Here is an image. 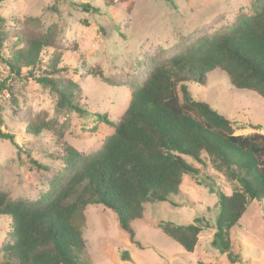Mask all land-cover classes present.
<instances>
[{
	"label": "trees",
	"instance_id": "1",
	"mask_svg": "<svg viewBox=\"0 0 264 264\" xmlns=\"http://www.w3.org/2000/svg\"><path fill=\"white\" fill-rule=\"evenodd\" d=\"M74 5L87 13H101L90 3ZM4 22L0 16V63L10 75L48 89L58 113L85 116L80 104L83 89L64 64L58 29H44L39 19L28 17L10 33L3 31ZM156 57L148 62L147 76L131 85L129 105L117 123L96 115L114 132L91 154L79 152L65 140L68 120L59 122L46 111L28 119V133L54 134L64 169L36 200L13 198L0 190V216L11 219L9 241L1 248L2 264H92L83 238L90 205L113 211L130 241L142 247L132 222L143 218L147 205L177 196L184 176L199 177L201 170L188 159L207 166L206 157L240 185L231 195L218 194L213 245L232 263L242 261L232 252L231 232L250 201H264V135H235L237 127L245 126L196 100L188 83L205 85L207 75L219 69L234 88L264 99V0H253L252 12L239 15L224 33L201 37L163 60ZM85 76L116 85L99 67L88 68ZM4 90L6 83L0 82V94ZM3 124L0 106V140L18 146L15 135L2 130ZM201 221L187 225L162 221L158 226L193 253L203 231ZM122 258L129 260V255Z\"/></svg>",
	"mask_w": 264,
	"mask_h": 264
},
{
	"label": "rangeland",
	"instance_id": "2",
	"mask_svg": "<svg viewBox=\"0 0 264 264\" xmlns=\"http://www.w3.org/2000/svg\"><path fill=\"white\" fill-rule=\"evenodd\" d=\"M75 3H90L101 13L85 12ZM253 0H3L0 16L3 31L13 33L26 18L40 20L44 29L56 27L64 64L70 77L83 89L81 106L85 116L58 113L51 92L34 81L10 75L0 63L2 130L15 135L18 146L0 140V190L13 198L36 200L49 190V181L64 169L61 147L51 132L34 136L27 132L30 117L46 111L59 122L68 120L65 140L79 152L99 150L114 127L97 114L118 122L130 102L131 85L149 72V60L168 58L204 36L224 33L241 14H249ZM162 50V52H160ZM51 52V50H49ZM99 67L116 85L99 77L85 76L88 68ZM192 96L209 103L221 114L245 126L235 135H264V99L255 92L234 88L225 72L215 70L206 84L188 83ZM260 125L256 131L253 126ZM21 147V149H19ZM207 166L191 159L201 170L199 177L186 175L177 196L167 202L146 206L144 216L132 222V243L121 229L117 215L102 205L87 207L83 238L92 264H264V201H250L247 211L231 232L232 252L242 261L232 263L213 245L220 212L219 193L231 195L240 189L237 181L217 171L206 157ZM202 219L198 245L193 253L164 234L162 221L179 225ZM11 219L0 216L1 248L9 241ZM127 253L129 260H123Z\"/></svg>",
	"mask_w": 264,
	"mask_h": 264
}]
</instances>
